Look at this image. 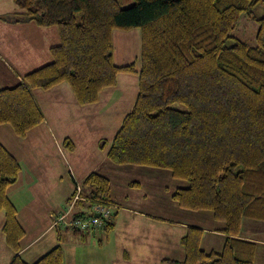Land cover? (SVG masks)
Instances as JSON below:
<instances>
[{
  "label": "trees",
  "instance_id": "trees-1",
  "mask_svg": "<svg viewBox=\"0 0 264 264\" xmlns=\"http://www.w3.org/2000/svg\"><path fill=\"white\" fill-rule=\"evenodd\" d=\"M134 1L123 8L119 0H14L20 12L1 20L56 28L59 43L50 48V63L0 89V126L26 138L44 122L34 92L61 84L69 85L80 106L96 105L105 89L117 85L118 75L137 73L135 63L115 64L113 32L139 30L138 96L108 160L120 167L168 171L186 181L171 200L184 210L210 212L226 235L221 251L207 252L203 230L188 226L180 240L184 259L166 263L264 264L258 261L257 243L241 236L244 221L264 225V0ZM257 8L263 16L257 19L258 46H251L232 32L243 13ZM67 145L73 149L69 139ZM21 172L18 159L0 142V214H5V244L14 253L10 264H64L60 245L34 263L22 258L26 232L8 196ZM130 186L142 189L143 184ZM80 196L69 219L93 218L96 204L118 205L111 179L98 172L86 177ZM117 214L101 227L65 229L86 242L111 231ZM52 229L61 242V227L52 224Z\"/></svg>",
  "mask_w": 264,
  "mask_h": 264
},
{
  "label": "rangeland",
  "instance_id": "rangeland-1",
  "mask_svg": "<svg viewBox=\"0 0 264 264\" xmlns=\"http://www.w3.org/2000/svg\"><path fill=\"white\" fill-rule=\"evenodd\" d=\"M119 2L123 8H128L132 6L135 1L119 0ZM19 12L20 10L14 4V0H0V17ZM262 16L263 9L261 8L254 9L250 13H243L240 17L238 26L232 32L233 38L251 46H258L257 35L260 30V25L257 19ZM1 23L8 25V23L0 19V25H2ZM32 26L37 29L35 24H32ZM3 27L5 26L3 25ZM52 29L57 31L56 28ZM25 36V33L19 35L18 39L24 40L26 39ZM14 37L15 35L6 34L4 39H10V41L13 42ZM113 42L115 64L117 66H124L135 63L137 73L120 74L118 75L117 86L105 89V91L109 90L105 93L107 96L104 95L106 97L104 99H109L107 103L109 107H106L108 111H106L107 113L103 111V117L96 118L102 124H96L94 127H90L92 135L99 132L103 136L107 133V137L109 138L108 148L111 144L113 132L116 133L120 129L123 118L131 112L138 96V72L141 70V32L139 30H132L129 32L116 30L113 32ZM53 43L58 44L59 38L53 40ZM5 86L6 85H0V89ZM7 86L13 87L14 85L12 83L11 86ZM39 91L41 96L37 100L42 109V107L45 108L47 102H51V99L48 91ZM108 94L112 96L108 97ZM100 96L102 97L103 95ZM76 105L78 104H73L72 107L70 106L69 110L81 109V106ZM179 107L184 108L182 105H179ZM62 110L63 109H60V111ZM48 111L50 112V110ZM63 111L65 112L66 110ZM72 114V112L69 113V115L65 114L68 120L63 124L64 126L55 127L51 129V131L49 128H37L34 132H30L26 138H18L10 126H0V142L14 154L23 169V178L21 176L14 188L8 191L9 196L18 207L19 220L22 223V228L26 232V236L22 242L23 245H26V242L36 237L49 226V222L47 221H41L39 223L38 219L39 217H43L42 213L46 216L48 215L47 212L51 211L50 219H53L54 222V220L58 218V214L65 213L69 208L68 199L72 191L77 190V184L83 185V181L81 182L77 177H74L76 182L74 183L73 181L74 170H76L73 159L69 160L70 156L64 152L60 153L58 149L59 143L55 145L53 142V139L56 141H58V139H65V137H63L65 134V127L72 132V134L77 136V131L83 126L81 123L86 117L82 116L79 118L76 116L75 118H71ZM92 117L93 115L89 118ZM52 124L55 123L52 122ZM98 125H100L99 128H97ZM63 140L60 141V145L63 143ZM68 146L69 145H67L66 149H69ZM63 149L66 151L64 147ZM83 159L86 162L88 161L85 158ZM107 165H109V168L106 167V169L101 172H105L104 174L111 179L112 193L116 203L119 205L116 209L118 213L116 217H120L116 226V231L112 232L113 237L110 242L111 248L113 251H116V253H120L125 240L132 238L127 231L129 228L128 221L124 219L125 214L120 212L121 209L126 208L133 211V213H136L137 219L146 220V217L148 219H155L157 225L163 226V229L159 233L163 234L173 231L175 238L176 235L183 236L185 234L183 231L186 227L198 224L202 215L211 216L210 212L184 210L171 200V194L175 192L177 188L187 187L188 183L186 181L173 179L168 171L150 170L131 166H110L113 165L111 162H107ZM145 171H152L153 176L150 177L147 175L146 178H144V175L148 173ZM156 173L158 174L155 176ZM155 177H157V180ZM135 181L144 182L142 189L130 186V183ZM146 200L147 202H145ZM153 204H155L156 207H153ZM55 213L58 214L56 215ZM4 215L3 212L0 214V264H10L12 260L10 257H13L14 253L5 244V237L2 234V227L5 221ZM49 215L45 220L52 221L49 219ZM212 223H214L212 225H220L215 221ZM60 227L63 240L61 242L57 240L54 246H62L65 264L104 263L100 258H104L101 256V251H104L105 248L102 247H104L106 243L102 244L104 246L100 245L97 240L99 237L90 236L86 242H82L79 237L77 238L73 235L71 229L66 230L62 226ZM208 228L210 229L212 227L208 226ZM131 229L133 230V228ZM134 229L140 235V237L133 238L138 242L144 239V233L149 232L144 229L143 225L139 226V228L135 227ZM56 232L55 230L51 231L49 236L42 238L36 247H41L46 241H50L51 237H56ZM175 238L171 241L170 239L162 241V246L173 244ZM104 242L105 240H103L102 243ZM155 242L156 244H160L158 240ZM165 250L167 251L168 248ZM206 251L211 252L207 249ZM262 262L264 263V261Z\"/></svg>",
  "mask_w": 264,
  "mask_h": 264
},
{
  "label": "crops",
  "instance_id": "crops-1",
  "mask_svg": "<svg viewBox=\"0 0 264 264\" xmlns=\"http://www.w3.org/2000/svg\"><path fill=\"white\" fill-rule=\"evenodd\" d=\"M1 24L2 25H0V82H1L0 85L1 86L6 85L3 88H7L8 87L7 85L11 86L12 83L13 85H16L17 83L22 81V79L27 73L50 63L51 62L50 48L52 46L57 45L53 43V40L59 38V36H58V32L55 29L39 28L37 26L36 29L35 27L32 26L31 23L19 24V25H12V24L7 25L4 23ZM3 25L5 27H3ZM24 33L26 34L25 36L26 39L24 40L18 39V36ZM6 34H11L12 36L15 35L13 42L10 41V39H4ZM117 84H118V78H117ZM108 91L109 90L107 91L104 90L101 93V95L103 96L102 97L100 96V100L96 105L81 106L80 107L81 109H75L73 111H70L69 110L70 106L72 107L73 104H78V103L76 102L73 92L69 87V85L61 84L55 87L54 89L48 91L51 102H47L45 108L43 107L42 109L40 108L44 115V122L42 125H40L37 128H41V127L42 129L49 128L50 131L55 127L64 126L63 124H65L66 121L68 120V117L65 114L69 115V113L72 112L73 114L71 118L73 117L75 118L76 116L79 118H81L82 116L86 117L85 119H83L81 123V125L83 124V126L81 127L80 130L77 131V136L72 134V132H70L65 127L64 130L65 134L63 136L65 137V139L64 140L58 139V141L53 139L55 145L59 143L58 145L59 152L60 153L64 152L68 154L70 156L69 160L73 159L74 164L76 165V170H74V175H73L74 183L76 182L74 180V177H77L78 179H80L81 182L82 181L84 182L89 174L93 172H98L102 175H105L104 174L105 172H101V171H104L106 167L109 168V165H107V162L108 163L110 162L108 160V152L111 148L112 142L118 131L116 133L113 132V137L111 139V144L109 148L107 146L109 143V138L107 137V133L103 136L99 132L92 135L90 131L91 126L94 127L96 124H102L96 118L103 117L102 116L104 114L103 111L104 112L108 111L106 110V107H109L107 106L109 99L107 100L104 99L106 98L105 96H107L105 95V93H107ZM39 92H40L39 90H36L34 92V97L38 105H39V101L37 99L41 96V93ZM111 96H112L111 94H108V97ZM60 109L66 110L65 111L66 113L63 110L60 111ZM48 110H50V112ZM91 115H93V117L89 118ZM52 122H54L55 124H52ZM99 127L100 125L97 126V128ZM34 130H32L31 132H34ZM67 139L72 141L73 149H71L70 147L69 149H66L67 146H63ZM61 140H63V143L60 145ZM63 147L65 148L66 151H64ZM83 158L87 159L88 161L86 162ZM110 166H114V164ZM145 172L148 173L144 175V178H146L147 175L150 177L153 176L152 171H145ZM22 174H23V169L20 178ZM157 174L158 173H156L155 176ZM155 179L157 180V177H155ZM140 182L142 184L144 183L142 181ZM14 186L10 187L9 190L11 188H14ZM10 199L12 200L11 197ZM12 202L15 204L13 200ZM145 202H147V200ZM118 206L119 205H117V207ZM153 207H156V205L153 204ZM120 212H123L125 214L124 219L128 221V225H129L127 231L129 232V235L132 238H129L124 241L120 253H116V251H113L110 242L113 237L112 232L116 231V226L118 224V220L120 216L116 217L117 219L115 218L113 220V224H114L113 229L103 234L102 237L98 236L99 238H97L98 242L99 240H101V242L105 240V242L101 243V245L106 243L105 246L102 245L104 246L102 248H105L104 251H101L102 254L101 256H103L104 258H100L102 261H104L103 264H169L166 263L165 261L166 260L182 261L184 259V253L180 244V240L183 236L176 235L175 238L173 235L174 233L173 231L170 233H163V234L159 233L163 229V226L157 225L155 223L156 220L153 218L148 219L146 217V220L137 219L136 213H133V211L126 208L121 209ZM50 213L51 211L47 212L48 215ZM42 215L43 217H39L38 219L39 223L41 221H47L49 222V226L46 229H44L40 234H38L36 237L31 238V240L26 242V245H23L24 248L21 252L22 258L28 263H34L35 261H37L43 254H45L51 248L55 247L54 245H56L57 240L59 241V237H58L59 233L56 232L57 233L56 237H51L50 241H46V243L41 245V247H36L37 244L42 240V238L48 237L50 232L55 230L52 229L53 219H50L51 214L49 215V219L52 221L45 220V218L48 215L45 216L44 213H42ZM18 220H19V211H18ZM19 222L20 224H22L20 220ZM212 222L213 219L209 215H202L200 217V222L196 224V226H199L203 230L202 248L210 251H221L224 242L226 240V235L218 230L219 229L218 226L212 225L214 224ZM141 225H143L144 229L149 232L144 233L143 234L144 237L142 236L144 239L138 242L133 239L136 237H140V235L135 231L134 228L135 227L139 228V226ZM208 226L212 227L210 228L211 230L208 228ZM131 228H133V230ZM186 231H187V227L186 229H184L183 233H186ZM241 236L243 239L254 241L257 243L258 261L260 262L264 260V225L259 223L244 221L242 225ZM173 238H175V242L173 244L162 246V241H166V239H170L171 241L173 240ZM156 240H158L160 244H156L155 242ZM166 248H168L167 251L165 250ZM10 259H12V257H10Z\"/></svg>",
  "mask_w": 264,
  "mask_h": 264
},
{
  "label": "built area",
  "instance_id": "built-area-1",
  "mask_svg": "<svg viewBox=\"0 0 264 264\" xmlns=\"http://www.w3.org/2000/svg\"><path fill=\"white\" fill-rule=\"evenodd\" d=\"M82 186L77 184V194L71 203V206L67 209V211L61 215L58 216L57 219L54 220L53 225L55 226H62L63 228H77L85 230L87 228L91 227H101L103 225V220L109 221L116 209L117 206L114 207H104L100 204H96L93 207L94 215H98L99 217H93V218H78V219H69L70 213L75 206V202L79 199H81L80 191Z\"/></svg>",
  "mask_w": 264,
  "mask_h": 264
},
{
  "label": "water",
  "instance_id": "water-1",
  "mask_svg": "<svg viewBox=\"0 0 264 264\" xmlns=\"http://www.w3.org/2000/svg\"><path fill=\"white\" fill-rule=\"evenodd\" d=\"M95 217H99L98 215H95Z\"/></svg>",
  "mask_w": 264,
  "mask_h": 264
}]
</instances>
